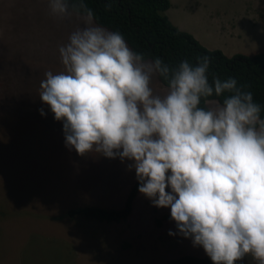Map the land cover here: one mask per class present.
<instances>
[{
	"label": "clouds",
	"instance_id": "obj_1",
	"mask_svg": "<svg viewBox=\"0 0 264 264\" xmlns=\"http://www.w3.org/2000/svg\"><path fill=\"white\" fill-rule=\"evenodd\" d=\"M48 9L82 19L58 49L63 71L40 83L65 145L132 161L138 191L170 207L178 233L213 264L248 255L264 264V116L253 94L232 77L209 81L208 55L175 66L145 59L120 32L94 23L85 0H48ZM154 78L167 82L163 94Z\"/></svg>",
	"mask_w": 264,
	"mask_h": 264
},
{
	"label": "rangeland",
	"instance_id": "obj_2",
	"mask_svg": "<svg viewBox=\"0 0 264 264\" xmlns=\"http://www.w3.org/2000/svg\"><path fill=\"white\" fill-rule=\"evenodd\" d=\"M169 4V21L204 47L226 56L264 53V0ZM81 24L75 14L51 16L48 0H0V264H161L202 256V246L178 233L170 207L154 206L139 186L125 220L66 216L82 205L120 207L137 181L130 160L67 147L63 122L40 99L45 73L63 71L59 47ZM151 86L160 94L167 88L156 78ZM237 264L256 262L248 255Z\"/></svg>",
	"mask_w": 264,
	"mask_h": 264
},
{
	"label": "trees",
	"instance_id": "obj_3",
	"mask_svg": "<svg viewBox=\"0 0 264 264\" xmlns=\"http://www.w3.org/2000/svg\"><path fill=\"white\" fill-rule=\"evenodd\" d=\"M85 3L93 10L94 23L109 31L120 32L128 46L134 52L143 54L145 59L160 57L175 66L185 59L194 63L197 56H210L209 81L213 77L221 80L235 78L238 86H246L245 90L253 94L254 100L262 106L264 116L263 52L226 56L219 49L204 47L190 33L173 25L163 13L169 7V0H85ZM156 79L167 87V82L162 78ZM218 99L222 100L223 96ZM138 186V180L132 183L120 207L82 205L67 209L65 214L70 218L78 215L104 222L125 220L131 212ZM210 263L212 261L205 253L202 256L182 254L161 264Z\"/></svg>",
	"mask_w": 264,
	"mask_h": 264
},
{
	"label": "crops",
	"instance_id": "obj_4",
	"mask_svg": "<svg viewBox=\"0 0 264 264\" xmlns=\"http://www.w3.org/2000/svg\"><path fill=\"white\" fill-rule=\"evenodd\" d=\"M170 5V4H169ZM171 22V21H170ZM174 25V24H173ZM178 28V27H177ZM182 30V29H181ZM194 38H195V36L194 35H192ZM199 42V41H198Z\"/></svg>",
	"mask_w": 264,
	"mask_h": 264
}]
</instances>
